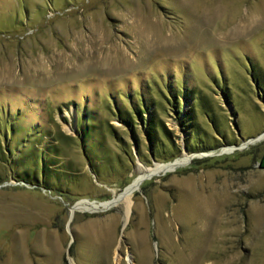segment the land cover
I'll use <instances>...</instances> for the list:
<instances>
[{
    "label": "rangeland",
    "instance_id": "obj_1",
    "mask_svg": "<svg viewBox=\"0 0 264 264\" xmlns=\"http://www.w3.org/2000/svg\"><path fill=\"white\" fill-rule=\"evenodd\" d=\"M260 72L264 0H0V264H264ZM142 98L157 153L117 117Z\"/></svg>",
    "mask_w": 264,
    "mask_h": 264
},
{
    "label": "trees",
    "instance_id": "obj_2",
    "mask_svg": "<svg viewBox=\"0 0 264 264\" xmlns=\"http://www.w3.org/2000/svg\"><path fill=\"white\" fill-rule=\"evenodd\" d=\"M260 74H261V72L259 73V75L257 77V75L253 73V75L256 77V80L259 83L260 89L262 91H264L263 80L261 78H259ZM184 91H186V92H184ZM188 91L194 92L195 97L190 96ZM169 93L172 96H174L175 98H177L179 96V92L176 89H170ZM196 93L197 92H195L192 88L188 89V90H186V88H183L181 91V97H183V98L191 97V98H194L195 101H199L200 96L197 97ZM224 96H225L227 101H228V99L230 100L229 92L224 90ZM173 106L175 107V111L177 112V114H179L182 111L181 107L179 105L178 99L176 101H174ZM115 108L117 111V117L123 122L124 125L127 126V128L130 130V132L132 133V135L134 137H135V129H136L137 123L140 122L144 126V130L146 131V134L148 135L147 137H148V140L150 141V145L152 147H154V151L157 148V150H156V153H157V151H159V148L162 147V144H163L162 143V136H164L165 134L168 135V133H170V130L167 127V125L165 124L164 120H161V118L154 115V113H153L152 117L146 118V116H144L146 109L149 108V103L146 102V99L142 98V102L139 104H133L131 109L126 108V107H122L119 104H116ZM204 109H205L204 110L205 113L213 119V117H214L213 116L214 115L213 110L210 107H208L207 105H204ZM184 112H185L184 119H185V121H187V123H186L187 126H189V128H191L192 130L197 131L196 127H194L195 126V120H194L193 111L191 110V112H190L189 110H187ZM81 117H82L81 120H79L80 124L77 127V130L79 132L78 138L81 141L83 149L87 150L89 147L88 136L92 133V131L94 130L96 125L91 119H89L92 117L89 116V113L87 111L83 110ZM180 121L182 122V125L185 127L184 121L183 120H180ZM12 129H13V127H12ZM66 135L69 136V134H66ZM116 138L119 142L126 145L124 138L117 136V135H116ZM57 140H52V142H50V144L48 146L50 148V152H52L53 157H50L49 155H47L46 152H49V149H48V151H46L45 148H43L44 150H38L36 148H33L35 153H38V152L42 153L43 162L41 165L42 166V169H41L42 179L41 180L43 182H45V185H46L45 187L52 188V189H53V186L55 183L53 184V182H51V176L54 175V177L56 179H58V181L61 183L60 179L63 177L62 176L63 171L65 172L68 170V167H64L63 165H61V166L57 165L58 167L55 165V164L61 163V161H55V157H57L60 154L59 150H58L59 144H57V142H55ZM197 142L201 143V141H196L195 143L197 144ZM187 145H188V147H190L189 148L190 150H193L190 144H187ZM215 147L204 146L203 149H201V150H209V149L215 148ZM44 151H46V152H44ZM178 152H176L174 155H169L170 158L176 157ZM86 154H88V153H86ZM157 156H158V154H157ZM169 156L167 155L166 157H169ZM140 157L142 160H146L144 158V156L141 155ZM89 162L92 164L93 167H95L96 164L94 163L95 161H94L93 157H91V156L89 157ZM29 173L31 174L30 170H25L19 176H21L23 179H26V180L31 181L33 183H36L34 181H37L38 178L36 179V177H35V179L34 178L30 179L29 177H31V176H29ZM33 173L34 174H32V175L36 176L35 172H33ZM56 183H57V180H56Z\"/></svg>",
    "mask_w": 264,
    "mask_h": 264
},
{
    "label": "water",
    "instance_id": "obj_3",
    "mask_svg": "<svg viewBox=\"0 0 264 264\" xmlns=\"http://www.w3.org/2000/svg\"><path fill=\"white\" fill-rule=\"evenodd\" d=\"M73 241V240H72ZM72 241H71V243H72ZM71 243H70V245H71ZM68 254H69V256L68 257H70L71 258V254H70V251L68 250Z\"/></svg>",
    "mask_w": 264,
    "mask_h": 264
},
{
    "label": "bare ground",
    "instance_id": "obj_4",
    "mask_svg": "<svg viewBox=\"0 0 264 264\" xmlns=\"http://www.w3.org/2000/svg\"><path fill=\"white\" fill-rule=\"evenodd\" d=\"M116 256H117V255H116ZM117 259H118V261H119V259H120V256H119V255H118Z\"/></svg>",
    "mask_w": 264,
    "mask_h": 264
}]
</instances>
